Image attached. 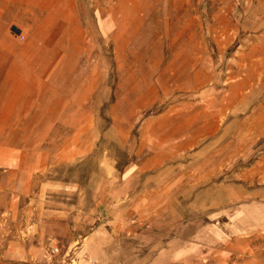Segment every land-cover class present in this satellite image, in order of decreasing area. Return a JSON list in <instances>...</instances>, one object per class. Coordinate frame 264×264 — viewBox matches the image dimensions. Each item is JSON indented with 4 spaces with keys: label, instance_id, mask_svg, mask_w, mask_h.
<instances>
[{
    "label": "rangeland",
    "instance_id": "rangeland-1",
    "mask_svg": "<svg viewBox=\"0 0 264 264\" xmlns=\"http://www.w3.org/2000/svg\"><path fill=\"white\" fill-rule=\"evenodd\" d=\"M84 259L264 264V0H0V264Z\"/></svg>",
    "mask_w": 264,
    "mask_h": 264
},
{
    "label": "crops",
    "instance_id": "crops-1",
    "mask_svg": "<svg viewBox=\"0 0 264 264\" xmlns=\"http://www.w3.org/2000/svg\"><path fill=\"white\" fill-rule=\"evenodd\" d=\"M29 243H24L26 240H18L14 244V249L10 255L17 261H29L32 258H38L42 262L48 257V249L53 245L54 240H58L55 235H52V230L48 227L43 228L38 226V235L32 236ZM20 263V262H19ZM79 264H92L87 259L80 261Z\"/></svg>",
    "mask_w": 264,
    "mask_h": 264
}]
</instances>
